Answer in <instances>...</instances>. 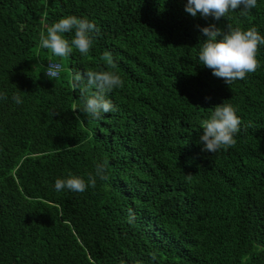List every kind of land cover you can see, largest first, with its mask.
I'll return each instance as SVG.
<instances>
[{"label":"trees","instance_id":"16d2710c","mask_svg":"<svg viewBox=\"0 0 264 264\" xmlns=\"http://www.w3.org/2000/svg\"><path fill=\"white\" fill-rule=\"evenodd\" d=\"M186 4L0 0V264H264V45L257 70L229 85L198 59L210 24L264 36V0L220 20ZM69 15L98 32L87 56L61 60L40 34ZM49 62L62 63L58 79ZM88 70L123 81L98 119L73 87ZM222 102L241 118L236 144L206 152L201 122ZM98 164L108 179L95 187L55 190Z\"/></svg>","mask_w":264,"mask_h":264},{"label":"clouds","instance_id":"9594fccd","mask_svg":"<svg viewBox=\"0 0 264 264\" xmlns=\"http://www.w3.org/2000/svg\"><path fill=\"white\" fill-rule=\"evenodd\" d=\"M256 4L257 0H187L185 11L194 17L199 13L203 17L213 16L215 20H220L230 11L241 7V14L246 15ZM73 30L74 37L69 40L64 34ZM201 31L207 39L199 50L198 59L202 65L212 69L214 76L222 78L228 85L233 81L245 79L246 74L255 72L260 66L257 53L259 46L264 45V36L256 27L243 29L240 26L228 25V30L222 31L213 23L203 27ZM94 32H98L94 23L74 15L63 16L47 27L46 35L43 32L40 34V44L61 60L68 57L74 49L87 56L93 46ZM101 59L107 66L114 67L110 52L106 51ZM62 71V63L49 62L46 75L58 79ZM122 85L121 77L114 71L88 70L73 74V87L74 90L79 88L84 98L85 113L97 119L101 114L114 110V105L106 96ZM93 88L95 91L91 95H86ZM0 99H7L6 94L0 93ZM12 99L16 104L23 103L17 94H14ZM201 124L203 133L200 142L204 151L215 153L235 146V136L240 130L241 118L233 105L223 102L215 105L210 118L204 119ZM97 176L101 180L108 179L103 164L96 166V174H90L87 183L84 178L71 173L67 178H57L55 190L62 191L67 188L73 192H84L88 185L95 187ZM133 219L134 213L129 210V222L131 223Z\"/></svg>","mask_w":264,"mask_h":264},{"label":"rangeland","instance_id":"374dc122","mask_svg":"<svg viewBox=\"0 0 264 264\" xmlns=\"http://www.w3.org/2000/svg\"><path fill=\"white\" fill-rule=\"evenodd\" d=\"M50 58V55L48 56ZM51 59V58H50Z\"/></svg>","mask_w":264,"mask_h":264}]
</instances>
